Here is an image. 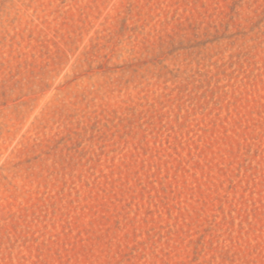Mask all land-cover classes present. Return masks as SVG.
Listing matches in <instances>:
<instances>
[{"label":"rangeland","instance_id":"1","mask_svg":"<svg viewBox=\"0 0 264 264\" xmlns=\"http://www.w3.org/2000/svg\"><path fill=\"white\" fill-rule=\"evenodd\" d=\"M0 264H264V0H0Z\"/></svg>","mask_w":264,"mask_h":264}]
</instances>
